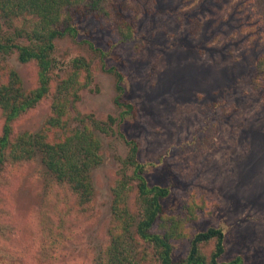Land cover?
Returning <instances> with one entry per match:
<instances>
[{
    "label": "rangeland",
    "instance_id": "rangeland-1",
    "mask_svg": "<svg viewBox=\"0 0 264 264\" xmlns=\"http://www.w3.org/2000/svg\"><path fill=\"white\" fill-rule=\"evenodd\" d=\"M253 2L103 0L110 16L74 18L77 37L55 41L58 67L50 95L60 94L62 83L57 81L73 70V58L90 62L93 79L79 91L68 124L81 129L92 119L104 123L119 112L113 103L115 79L88 42L109 52L107 67L122 73L123 99L133 104L136 116L113 127V135L96 132L102 163L91 174L89 210L77 207L65 186L51 182L39 157L4 167L0 264H34L46 250H52L42 255L50 264H93V255L109 244L110 186L116 180L117 158L127 153L121 134L139 145L147 182L170 190L161 200L166 215H175L191 201L197 204V218L184 224L188 237L222 228V262L241 256L243 264H264V79L254 77L257 59L264 56V28H248V16L255 19L262 10ZM115 10L133 24L132 41H120L125 26ZM0 22L4 24L1 17ZM21 23L16 20L14 25ZM10 70L24 90L36 88L34 63H20L15 53L0 55V82L8 81ZM51 96L13 122L14 136L46 127ZM3 124L0 110V135ZM136 194L133 188L127 199L131 213ZM54 236L60 239L55 251L45 242ZM172 245L173 258H184L188 238ZM212 247L211 242L206 251Z\"/></svg>",
    "mask_w": 264,
    "mask_h": 264
},
{
    "label": "trees",
    "instance_id": "trees-1",
    "mask_svg": "<svg viewBox=\"0 0 264 264\" xmlns=\"http://www.w3.org/2000/svg\"><path fill=\"white\" fill-rule=\"evenodd\" d=\"M254 3L259 4L262 10L255 19L248 16V28L254 29L256 25L264 28V0ZM102 5L103 0H0V17L4 23L0 22V55L4 57L15 53L20 63H34L37 68L35 89L24 90L16 73L11 70L6 74L8 81L0 82V110L4 118L0 135V173L6 165L28 164L39 157L51 182L65 186L77 200L76 206L84 210H89L93 204L92 171L102 163L101 141L97 133L107 137L115 134L113 127L119 126L130 116H136L135 107L123 99L122 73L114 66L107 67L106 56L109 52L91 42H88L91 51L98 54L101 60L104 59V71L115 79L113 103L118 114L109 116L104 123L92 119L81 129L71 128L68 124L79 91L93 79L90 62L84 58L71 60L73 70L57 81L58 84L62 83L60 94L51 96L50 93L54 89L52 75L58 67L55 41L64 36L77 37L78 30L73 24L75 17L110 16L111 12ZM115 14L125 26L124 31L118 34L120 41H132L133 24L123 19L116 10ZM16 20H21L20 27L14 25ZM4 25L9 31L3 28ZM254 77L264 79V56L257 59ZM257 86V90L262 89V86ZM49 96L54 100L46 127L38 133L25 132L14 136L13 122ZM121 139L127 153L117 158L116 180L110 186L112 225L108 232L109 244L93 255V264H148L154 259L157 264H243L241 256L229 262L221 261L225 253L222 228L210 227L190 237L184 233V224L197 218L195 202L183 205L175 215L164 213L161 200L169 196L170 190L147 182V163L138 158L139 145L124 134H121ZM133 188L137 193L135 213L130 212L127 203ZM185 238H188L185 257L173 258L172 241ZM45 239L55 251L54 243L57 245L60 240L58 236L52 237L56 241L48 237ZM211 242L212 250L207 252L206 247ZM51 251L42 252L34 264H50L42 255L51 254Z\"/></svg>",
    "mask_w": 264,
    "mask_h": 264
}]
</instances>
